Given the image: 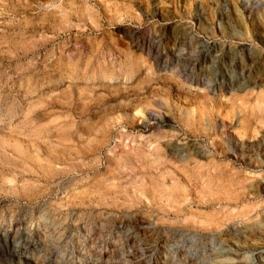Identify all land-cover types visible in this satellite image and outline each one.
Instances as JSON below:
<instances>
[{
	"label": "rangeland",
	"instance_id": "374dc122",
	"mask_svg": "<svg viewBox=\"0 0 264 264\" xmlns=\"http://www.w3.org/2000/svg\"><path fill=\"white\" fill-rule=\"evenodd\" d=\"M0 264H264V0H0Z\"/></svg>",
	"mask_w": 264,
	"mask_h": 264
}]
</instances>
